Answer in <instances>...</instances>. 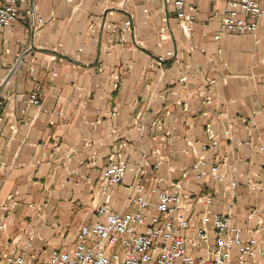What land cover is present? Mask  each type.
I'll return each instance as SVG.
<instances>
[{
	"label": "crops",
	"instance_id": "crops-1",
	"mask_svg": "<svg viewBox=\"0 0 264 264\" xmlns=\"http://www.w3.org/2000/svg\"><path fill=\"white\" fill-rule=\"evenodd\" d=\"M184 1L197 9L188 28L173 0H33L51 20L34 33L29 19L0 29V264L28 243L27 259L44 261L106 200L135 213L139 169L153 214L159 193L179 195L200 229L197 199L209 197L212 214L264 250V21L252 36L216 39L226 1ZM199 158L225 161L227 181L194 173ZM119 163L124 181L104 193Z\"/></svg>",
	"mask_w": 264,
	"mask_h": 264
},
{
	"label": "built area",
	"instance_id": "built-area-1",
	"mask_svg": "<svg viewBox=\"0 0 264 264\" xmlns=\"http://www.w3.org/2000/svg\"><path fill=\"white\" fill-rule=\"evenodd\" d=\"M64 1L73 3L74 0ZM225 1L227 8L220 17L216 39L225 34L254 35L259 22L264 21V0ZM173 5L179 11L177 19L188 28L197 15V9L188 6L184 0H173ZM22 19L33 21L29 26L33 33L51 20L37 15L33 0H0V29ZM130 27V22L125 23L126 30ZM163 61L161 57L158 59V63ZM19 63L20 60L16 66ZM30 101L34 105L40 104L36 93ZM248 144L254 147L251 142ZM163 163V159L157 160L151 166V172H158ZM225 166L226 162L220 161L208 167L199 158L192 171L199 177L225 182L227 178L221 174V168ZM127 170L126 163L109 167L103 192L107 186L122 184ZM138 172L146 174L144 169ZM140 175L134 183L136 194L128 197V204L136 209L135 213L123 215L114 212L106 200L95 207L92 224L80 226L68 245L54 249L44 261L34 257L27 259L26 250L31 248L28 243L24 251L9 258L7 264H249L264 255L263 247L254 236L245 241L242 231L231 224L229 217L211 213L209 197L197 199L203 207L200 229L195 226L196 218L185 215L179 195L159 193L153 214L149 196L138 185ZM160 181L159 177L154 178L156 184ZM229 183L232 188L236 186L235 182ZM155 193V190L151 191V194ZM208 225L213 227L211 232L206 229ZM70 245L72 247L68 249Z\"/></svg>",
	"mask_w": 264,
	"mask_h": 264
},
{
	"label": "rangeland",
	"instance_id": "rangeland-1",
	"mask_svg": "<svg viewBox=\"0 0 264 264\" xmlns=\"http://www.w3.org/2000/svg\"><path fill=\"white\" fill-rule=\"evenodd\" d=\"M65 229H66L65 236L64 237H60L59 244H58L59 247H61V248L66 246V245H68V243H70V241L73 240V237L75 236V234L77 232L78 226H75V225L74 226H67ZM260 244L262 246L261 242H260ZM56 246H54V247H56ZM71 247L72 246L70 245L68 247V249L71 248ZM251 262H253V261H251Z\"/></svg>",
	"mask_w": 264,
	"mask_h": 264
}]
</instances>
